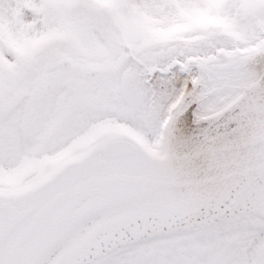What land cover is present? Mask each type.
<instances>
[{
    "label": "snow or ice",
    "instance_id": "1",
    "mask_svg": "<svg viewBox=\"0 0 264 264\" xmlns=\"http://www.w3.org/2000/svg\"><path fill=\"white\" fill-rule=\"evenodd\" d=\"M0 264H264V0H0Z\"/></svg>",
    "mask_w": 264,
    "mask_h": 264
}]
</instances>
